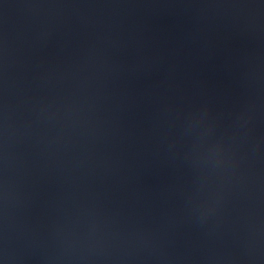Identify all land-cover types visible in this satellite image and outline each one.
I'll use <instances>...</instances> for the list:
<instances>
[{
    "label": "water",
    "instance_id": "1",
    "mask_svg": "<svg viewBox=\"0 0 264 264\" xmlns=\"http://www.w3.org/2000/svg\"><path fill=\"white\" fill-rule=\"evenodd\" d=\"M0 264H264V150L0 0Z\"/></svg>",
    "mask_w": 264,
    "mask_h": 264
}]
</instances>
